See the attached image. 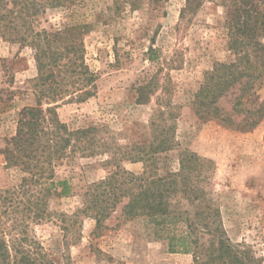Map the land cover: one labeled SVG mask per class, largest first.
I'll return each mask as SVG.
<instances>
[{"label": "trees", "instance_id": "trees-1", "mask_svg": "<svg viewBox=\"0 0 264 264\" xmlns=\"http://www.w3.org/2000/svg\"><path fill=\"white\" fill-rule=\"evenodd\" d=\"M83 0H0V38L33 52L34 106L24 107L16 132L5 151L7 168L21 173L17 184L0 189V264H58L45 251L33 227L56 222L66 238L77 214L94 221L99 236L115 209L120 222L142 221L152 239L163 241L171 254H190L193 264H260L246 246L233 243L220 207L208 189L212 162L180 150L175 167L167 154L176 150L175 107H159L149 122L146 144L118 145L105 138V125L71 129L57 116V103L84 102L97 92V75L85 63L83 37L89 23L42 28L41 20L60 10L69 16ZM117 1L115 0V3ZM203 0H186L181 15L195 12ZM226 8L227 48L232 58L216 62L203 75L191 107L197 117L238 130L255 128L264 117V0H220ZM124 3L135 7L133 0ZM152 52V49H150ZM155 92L153 81L136 88V103L147 104ZM169 90L167 89V95ZM230 99L228 110L220 106ZM108 155L113 170L92 183L77 214L50 209L55 198L70 195L69 179L58 174L76 157ZM143 164L134 174L122 162ZM119 225V223H118ZM75 242V241H74ZM61 264H72L63 255Z\"/></svg>", "mask_w": 264, "mask_h": 264}, {"label": "rangeland", "instance_id": "rangeland-1", "mask_svg": "<svg viewBox=\"0 0 264 264\" xmlns=\"http://www.w3.org/2000/svg\"><path fill=\"white\" fill-rule=\"evenodd\" d=\"M116 1L83 0L69 16L57 10L41 20L46 29L79 22L91 25L83 43L85 63L97 75L96 95L84 102H58L59 120L71 129L105 125V138L118 145L146 144L154 111L170 102L178 143L167 154L170 164L175 167L183 149L212 162L208 189L220 207L228 237L248 247L264 264V117L255 128L238 130L200 119L191 107L204 73L214 63L232 58L226 8L220 0H203L194 13L181 15L186 0H133L135 7ZM35 76L32 50L0 38V189L17 184L21 177L17 169L7 168L5 151L21 110L35 104ZM151 80L155 92L147 104H137L136 88ZM257 94L264 96V85ZM232 98L220 106L228 110ZM108 157H76L62 165L57 172L69 179L71 192L53 199L50 209L77 214L87 187L113 170L104 165ZM121 166L139 174L143 164L124 161ZM117 212L118 208L97 237L92 233L94 221L78 213L67 247L59 222L42 223L33 227V233L58 264L65 254L72 264H193L192 255L168 253L166 244L153 240L142 221L120 222Z\"/></svg>", "mask_w": 264, "mask_h": 264}]
</instances>
